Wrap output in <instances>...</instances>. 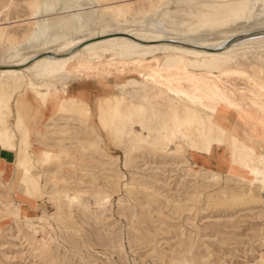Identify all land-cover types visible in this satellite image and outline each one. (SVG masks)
Wrapping results in <instances>:
<instances>
[{
    "label": "rangeland",
    "instance_id": "374dc122",
    "mask_svg": "<svg viewBox=\"0 0 264 264\" xmlns=\"http://www.w3.org/2000/svg\"><path fill=\"white\" fill-rule=\"evenodd\" d=\"M67 1L0 0V73L23 70L7 60L13 49L28 46L37 20L89 9H100L108 23L164 17L203 44L173 43L200 50L194 63L189 53H172L181 56L182 69L164 67V52L156 50L162 72L155 84L130 63L85 69L81 79L63 80L51 93L28 87L27 74L21 87L12 80L4 86L13 91L4 103L15 159L13 175L0 164V264H264V164L261 173L248 172L229 155L224 172L199 166L188 153L201 155V144L184 124L193 119L212 146L228 149L217 131L231 124L213 109H230L238 142L264 154V49L242 50L245 40L264 35V25L252 19L259 4L249 2L241 21L236 13L227 21L229 6L245 0H87L82 10ZM47 8L56 13L47 15ZM57 44L46 51L58 52ZM235 50L242 51L229 63L204 68L208 54ZM202 75L203 90L195 91L193 77ZM147 79V87L138 84ZM42 149L56 155L42 162ZM25 167L38 188L26 189Z\"/></svg>",
    "mask_w": 264,
    "mask_h": 264
},
{
    "label": "bare ground",
    "instance_id": "6f19581e",
    "mask_svg": "<svg viewBox=\"0 0 264 264\" xmlns=\"http://www.w3.org/2000/svg\"><path fill=\"white\" fill-rule=\"evenodd\" d=\"M223 1L227 0H220V2ZM67 2L79 10L87 8L89 4L87 0H68ZM249 2H252V4H259L260 9L252 16V19L255 20V23L264 25V2H261L260 0H245L241 3L231 4L229 6L230 11L224 13V17L227 21H230L231 13H236V18L241 21L245 16L246 9L249 7ZM53 10L54 8H47L45 12H49L47 15L56 13L51 12ZM165 15L166 14H164V16ZM149 17L150 16H148V18ZM105 19L106 18L100 9H89L86 11H78L73 16L72 13H69L60 18L47 17L42 20H37L36 24L39 26V31L34 32L32 38L28 42V46L21 45L11 51L7 64L20 63L23 70L14 68L5 71L3 74L0 73V148L9 150H13L14 148L15 133L9 126H7L6 122L10 106L8 102L6 104L4 103L7 101V98L12 97L13 95V91L10 88L4 87L9 85L10 80L14 81L16 84L18 83V86L21 87L24 80L23 75L27 74L29 77L27 83L28 87L31 89L38 88L39 90L44 89L46 90V93H51L52 88H56L63 80L81 79V77L84 76L85 69L94 70L103 66L117 67L119 65L125 67L129 66L131 63L138 68L143 76H146L147 74L150 75L152 79L151 84H155L154 82H157L158 76L162 72V69L159 68V58L154 56L156 50L161 49L164 52L165 61L163 65L169 69L174 66L182 69V63L180 61L181 56H175L174 54L172 55V53H189L195 57L192 63L199 58L198 53L200 50L192 48L188 49L184 46H176L173 43L179 39V41L183 40V42H193V45L195 43L202 45L203 42H201V36L195 38L194 36L191 37L189 35L178 33L172 27L170 28L168 26L164 17L155 23L148 22L147 18H145L137 25L120 23L117 21L108 23L112 19H107L108 22H105ZM253 25L254 24L245 26L243 29L241 27V31H248ZM234 27L230 30V33L228 32V35L224 36L225 40H227L230 37V34L236 30ZM118 34L124 35L115 36ZM98 37H102L103 39L101 38L96 41H91ZM207 37L208 36H206V38ZM215 37L216 35L214 36V39H217V37ZM61 40H65V42L67 41L68 44H66V46L64 45L65 42L61 44ZM151 42L164 43L161 46L162 48H160L159 44H150ZM57 43L59 44V46H56V49L59 50L58 52L50 54L46 51L49 46H54ZM244 43L247 44V47L242 50L248 51V49H253L255 51H260L261 49H264V35L253 36L245 40ZM194 47L199 46L194 45ZM28 48H35L36 51L32 54L28 53ZM242 50H235L232 53L224 54H208V58L206 59L208 63L203 64V66L206 69L221 67L234 59ZM14 55L18 56L17 60L13 59ZM38 55L43 57L38 59ZM108 55L112 56L110 60L103 61V59H107ZM116 55H121L127 59L119 60ZM150 56L154 57L149 59ZM220 59H224L222 60L223 63L220 62ZM32 62L33 64L28 66ZM114 75L119 77L117 71L114 72ZM204 79L205 75H202L200 79L193 77L195 91L203 90L202 84L205 82ZM138 84L144 88L149 85V81L148 79L142 80L138 82ZM205 86L217 90L215 89L217 87L216 85L205 84ZM169 90L171 93H174L172 88ZM259 91L262 93L264 92L262 89H259ZM161 92L162 91H160V94ZM217 95L221 96L222 92L218 91ZM145 98H147V95H144L142 99ZM190 98L193 102L197 101L194 97ZM228 103H232V100L228 99L227 104ZM213 111L219 114L214 115L215 117L218 116L224 120L226 119L231 124L226 130L218 128L217 131L219 136L223 135L227 137V151H229L228 153L231 159L248 172H254L256 174L261 173V165L264 164V154L251 145L240 144L238 142V136L235 135L234 130L236 129L234 126L235 116L232 114V111L224 108L213 109ZM184 121L187 130L188 128L195 129L191 134L192 137L194 136V138H196L201 144V147L198 148L200 153L204 154L205 152H210L212 142L204 138L201 125L197 124L193 119H187ZM209 130L210 132L208 134H211L213 129L210 128ZM209 139L212 140L213 138L209 137ZM243 151H245V157L242 156ZM231 152H234V154H231ZM55 153L56 152H51L49 149H42L40 150L39 157L42 159V162H45L49 158H52V156L56 155ZM23 163L27 166L29 160L24 159ZM23 170L24 174L22 175L21 180L25 184L26 189L30 190V188H38L39 182L37 177L29 171L28 167H25Z\"/></svg>",
    "mask_w": 264,
    "mask_h": 264
},
{
    "label": "crops",
    "instance_id": "0c3cea01",
    "mask_svg": "<svg viewBox=\"0 0 264 264\" xmlns=\"http://www.w3.org/2000/svg\"><path fill=\"white\" fill-rule=\"evenodd\" d=\"M190 161L196 163L204 168L218 170L221 172L226 171L230 166V157L227 149L223 145H214L210 152L198 155L188 153ZM15 154L12 150L0 148V164H7L11 166V174L13 175V164Z\"/></svg>",
    "mask_w": 264,
    "mask_h": 264
}]
</instances>
